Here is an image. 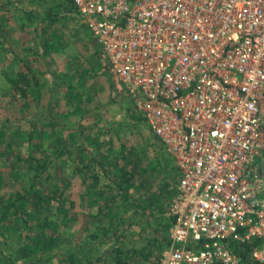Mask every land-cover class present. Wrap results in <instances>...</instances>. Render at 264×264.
I'll return each instance as SVG.
<instances>
[{
  "label": "rangeland",
  "instance_id": "rangeland-1",
  "mask_svg": "<svg viewBox=\"0 0 264 264\" xmlns=\"http://www.w3.org/2000/svg\"><path fill=\"white\" fill-rule=\"evenodd\" d=\"M73 10L0 0V206L41 162L33 193L51 199L0 217V264H157L179 175Z\"/></svg>",
  "mask_w": 264,
  "mask_h": 264
},
{
  "label": "built area",
  "instance_id": "built-area-1",
  "mask_svg": "<svg viewBox=\"0 0 264 264\" xmlns=\"http://www.w3.org/2000/svg\"><path fill=\"white\" fill-rule=\"evenodd\" d=\"M71 1L179 175L158 264H264V0Z\"/></svg>",
  "mask_w": 264,
  "mask_h": 264
},
{
  "label": "trees",
  "instance_id": "trees-1",
  "mask_svg": "<svg viewBox=\"0 0 264 264\" xmlns=\"http://www.w3.org/2000/svg\"><path fill=\"white\" fill-rule=\"evenodd\" d=\"M70 2H71V4H72V1L71 0H69ZM20 91L24 94V95H27L28 93H29V91L27 90V88L26 87H24V88H20ZM47 119L45 118V121H46ZM101 122V118H96V121H95V123L94 124H92V125H89V127L91 126V127H96L97 125H99V123ZM57 150H59V149H57ZM70 154V153H69ZM73 164H75V163H72V165ZM45 167H46V164L45 163H43V162H41V163H38L37 164V167H36V170H37V172L35 171V175H34V181L32 182V184H29L28 186H26L25 187V190L23 191V189L21 190V192L20 193H15L14 195H13V200H12V204H10L9 205V207L7 206V207H2V206H0V217L3 219H6V217H7V214H6V211L9 209V211L11 210H13L12 212L15 214V216H20L19 214H21V213H23L24 214V217H22V221H25L26 219H29V218H34V214L37 212V210L40 208V206H49L50 204V198H48L47 197V195H44V194H40V195H36L35 196V194L33 193V192H35L36 191V185H35V181L36 180H38V179H40L41 178V175H42V173L45 171L44 169H45ZM29 193H33V197H32V199H28V201H32L33 202V204H32V206L31 207H28V208H25V204H26V198H27V195L29 194ZM171 225L173 224V222H174V218L171 216ZM6 226L4 225V228H5ZM7 227H8V225H7ZM10 232H11V229H8ZM21 237H18V240L20 239ZM164 242L166 243V245L165 246H161V247H159L160 249H159V252H160V254L159 255H157V264L159 263V261H160V258H161V255H162V253L166 250V248L167 247H169L170 246V240H169V236L168 237H165L164 238ZM251 249V246L249 245V246H246L245 248H244V251L247 253V252H249V250ZM71 252V256H72V261H74L75 262V255H76V253H72V251H70ZM243 255V254H242ZM79 260V259H78ZM77 263L78 264H82L81 262H79V261H77Z\"/></svg>",
  "mask_w": 264,
  "mask_h": 264
}]
</instances>
